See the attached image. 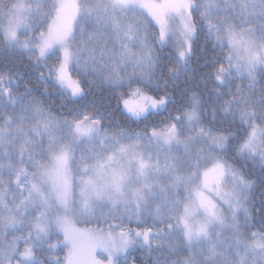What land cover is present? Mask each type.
<instances>
[{
	"label": "snow or ice",
	"instance_id": "obj_1",
	"mask_svg": "<svg viewBox=\"0 0 264 264\" xmlns=\"http://www.w3.org/2000/svg\"><path fill=\"white\" fill-rule=\"evenodd\" d=\"M0 49V264H264V0H0Z\"/></svg>",
	"mask_w": 264,
	"mask_h": 264
},
{
	"label": "trees",
	"instance_id": "obj_2",
	"mask_svg": "<svg viewBox=\"0 0 264 264\" xmlns=\"http://www.w3.org/2000/svg\"><path fill=\"white\" fill-rule=\"evenodd\" d=\"M0 53H2V49H0ZM8 56H9V54H0V61H4V62H6ZM26 62H27V61H25V63H26ZM245 83H247V82H245ZM98 92H102L105 96L108 95V93L106 92V90H105L103 87L99 88V89H98ZM93 98H94V97H89V99H93ZM95 98L102 99V97H99V96H97V97H95ZM177 99H178V98H177ZM251 178L256 179V176L253 175ZM254 199L256 200L257 203H259V200H260V190H259V185L257 186V189H256V191H255ZM60 255H63V253H60ZM134 255H136V254L134 253Z\"/></svg>",
	"mask_w": 264,
	"mask_h": 264
},
{
	"label": "rangeland",
	"instance_id": "obj_3",
	"mask_svg": "<svg viewBox=\"0 0 264 264\" xmlns=\"http://www.w3.org/2000/svg\"><path fill=\"white\" fill-rule=\"evenodd\" d=\"M97 260L101 261V264H107L106 255L97 251L95 254Z\"/></svg>",
	"mask_w": 264,
	"mask_h": 264
}]
</instances>
